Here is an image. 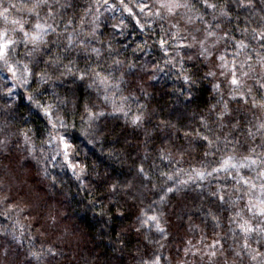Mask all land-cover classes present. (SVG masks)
Listing matches in <instances>:
<instances>
[{"label": "trees", "instance_id": "1", "mask_svg": "<svg viewBox=\"0 0 264 264\" xmlns=\"http://www.w3.org/2000/svg\"><path fill=\"white\" fill-rule=\"evenodd\" d=\"M190 1L196 10L204 7L201 0ZM211 2L217 4L213 13L227 39L226 50L237 51L236 61H256L262 67L257 53L264 57V42L257 33L264 30V0ZM118 8L116 1L68 0L36 58L59 56L62 65L73 62V72L89 66L111 72L110 82L120 89L108 91L109 102L114 99L120 107V97H130L124 111L113 106L96 118L99 132L93 143L82 138L89 128L84 106L97 112L100 103L108 102L102 90L89 87L90 78L61 76V66L50 72L53 79L47 84L32 77L15 96L0 89V264H143L157 256L160 264H179L200 245L213 242L229 255V244L237 240V212L248 189L241 177L248 179L249 171L239 176L213 169L228 157L241 161L264 153V130L257 132L264 110L252 107L253 97L264 96L257 82L264 80L252 82L251 95L246 90L235 98L208 74L213 72L204 60L180 59L162 24L146 26ZM236 41L248 47L237 49ZM44 68L41 62L34 71ZM36 100L55 104L53 109L65 118L70 128L66 136L83 173L62 163L51 144L48 116ZM225 104L228 112L220 117ZM136 116L142 117L138 125L132 123ZM253 148L254 154L249 151ZM199 173H205L203 178ZM168 187L174 191L166 192ZM23 215L35 236L20 231L17 223ZM153 215L163 233L152 221L141 225Z\"/></svg>", "mask_w": 264, "mask_h": 264}, {"label": "rangeland", "instance_id": "2", "mask_svg": "<svg viewBox=\"0 0 264 264\" xmlns=\"http://www.w3.org/2000/svg\"><path fill=\"white\" fill-rule=\"evenodd\" d=\"M68 0H46L45 3L40 4L39 7L35 8L33 11H29L32 8L35 0H0V30H7L8 36L15 40L16 43L13 45L14 51L10 53V62H14L16 60H21L24 63H29V66L32 67L31 61L36 59L39 55V52H33V45L30 42H26L23 33L19 31V25L13 24V20H18L24 24V30L28 31L31 35L34 31H39L34 29V25L36 23L48 24L51 25L52 28L47 31V34L54 30L55 20L57 18L60 10L63 9L64 5ZM112 1H116L119 5V8L124 10V13L127 16L132 17L133 19H139L146 26H151L156 23H160L163 25V29L165 35L167 36L168 44H171V48L175 50V53L179 55L180 59H186L187 57L191 58H200L208 63L210 69L213 72V76L219 79L221 85H225L229 88L230 93L236 97L241 96L240 93H244L252 84V82L256 79L263 81L264 80V67H258V63L255 61L250 64L251 69L248 67V63L241 58L236 61L238 54L236 52H228L226 50V37L224 36V32L220 26L217 27V18L214 19V11L213 9H207L205 7L193 8L191 12H188L186 9H179L176 15H170L166 12H162L163 18L160 16H156L155 13L158 5L156 4V0H125V3L132 8V14H129L128 11L124 9V7L120 4V0H108L107 4H111ZM191 2V1H190ZM148 4L149 8L145 9L144 12H141L137 4ZM13 5L15 7H13ZM7 8V13H4V9ZM118 8V9H119ZM207 12V14H206ZM36 13H39L37 16ZM51 13V15L49 14ZM7 16V20L4 19V16ZM192 17V21L189 22L188 16ZM99 16L97 15L95 21H98ZM97 22L93 24L94 28H97ZM215 32V35L212 37L206 36V29H209ZM12 29H16V31H12ZM46 34V35H47ZM44 35L42 40L45 38ZM195 35L197 40H203L204 44L201 46L199 43H196L192 40V36ZM187 45H192L188 47ZM207 49V51H204ZM39 51H40V43H39ZM32 53L31 56L28 53ZM204 54H201V53ZM234 53V54H230ZM223 56L224 60H221L220 57ZM224 65V66H222ZM233 65L236 66V74L243 81L242 85L237 88L236 86L231 84V70ZM240 65H244L243 68ZM248 72V76H240V72ZM223 73V74H222ZM19 75V73L17 74ZM30 82V81H29ZM16 86L13 87L14 81L12 80L11 73L7 71L6 66L0 62V89L3 93L8 95V88H12V94L10 96H15L19 91H23L29 85H21L18 82H15ZM236 89L233 92V89ZM120 89V88H118ZM115 89V91H118ZM97 88L95 89V91ZM245 95V94H244ZM114 97V96H112ZM70 101H74V97L70 98ZM113 104L108 103H100L97 108V113L99 112H110L113 109ZM54 113L58 112L64 123L66 124L65 118H63L62 114L57 109H52ZM49 121L51 120L53 123L56 122V116L52 115L48 116ZM91 132L92 135H85V132L82 133L83 141H85L88 145H90L97 135L98 125L97 119L94 122H91ZM50 128L52 129L51 123H49ZM67 125V124H66ZM88 129V128H87ZM70 128L67 125V128H60L57 124V130L53 131V136L63 135L65 136L67 142L70 144V148L68 149V156L64 155L63 146L58 143L56 139H52V146L55 148V151L58 155L62 156V163L72 171L77 172L78 174L81 172L82 166L76 160L74 151L75 146L66 136L69 132ZM99 132V131H98ZM231 163H246L244 160H231ZM71 165H76L75 169ZM260 170V161H257V165L251 168H236L233 169L231 167L228 168L227 171H232L233 173L241 176L242 173L249 171V185H247V194L245 197V202L243 207L241 208L240 215L238 216L237 225L235 227V233H237L238 237L235 240V243H230L232 249H230V254L227 255L226 252L220 250L219 242H213L211 246L200 245L192 255L187 257L185 260L181 261L179 264H194V263H202L205 261L207 264H257L256 261H252L247 254L248 250L241 251V246L244 243L245 234L238 227L239 224L243 223L245 220L249 221L252 225L257 223H264V217L254 216L253 213L248 212L245 205L248 203L249 196H252L253 193L259 194L260 192V184L264 183V178L258 175ZM225 171V170H222ZM248 176V175H247ZM245 176V178H247ZM255 183L257 187L255 189L251 188V184ZM256 203L255 199L252 201ZM25 217L24 215L18 218V227L20 231H25L24 233H30L32 229L27 223H24ZM11 237L13 236L10 233ZM35 236V232L32 234ZM259 240V243L257 241ZM248 242L251 244V248L257 249L259 251H264V234H260L259 236L256 234H252L248 237ZM215 252V255L212 253ZM240 252V256L237 257L235 253ZM192 256V258H191ZM195 257L196 259H194ZM232 257V258H231ZM200 261V262H199Z\"/></svg>", "mask_w": 264, "mask_h": 264}, {"label": "snow or ice", "instance_id": "3", "mask_svg": "<svg viewBox=\"0 0 264 264\" xmlns=\"http://www.w3.org/2000/svg\"><path fill=\"white\" fill-rule=\"evenodd\" d=\"M46 0H35V2L33 3V6L31 9H29V11H33L35 8L39 7L40 4L45 3ZM108 0H104V3L107 4ZM201 2L203 3L204 7L207 9H213L215 10L217 8V4L211 2V0H201ZM248 4H251V0H247ZM120 4L124 7V9L126 11L129 12V14H132V8H130L126 3L125 0H120ZM156 4L158 5V7L156 8L155 13H153L156 16H160L161 18H163L162 16V12H166L170 15H176L179 9H186L188 12H191V10L195 7L194 4H192L190 2V0H156ZM13 7H15L13 5ZM137 7H139L141 12H144L145 9L149 8L148 4H137ZM8 9L5 8L4 9V13H7ZM51 15V13H49ZM222 14L223 15H227L226 11L222 10ZM36 15L38 16L39 13H36ZM4 19L7 20V16H4ZM215 19V17H214ZM188 20L189 22L192 21V17L189 15L188 16ZM139 23V21H137ZM13 24H17L19 25V31L23 33V37L25 39L26 42H30L34 47H33V52H39V43L42 42V37L44 35L47 34V31L49 29L52 28L51 25L48 24H41V23H36L34 25V29L35 30H39V31H34L31 35L29 34L28 31L24 30V24L21 23L18 20H13L12 21ZM211 25L209 26V29H206V36L205 39H207L208 37H212L215 35V32L211 30ZM218 27V25H217ZM12 31H16V29H12ZM255 31V30H253ZM227 35V34H225ZM257 35L259 36V39L264 42V30L260 31L259 33H257ZM192 40L196 43H199L201 46H203L204 41L203 40H197V37L195 35L192 36ZM16 43L15 40L11 39L8 36V31L7 30H0V62H2L6 68L7 71L9 73H11V77L12 80L14 81L13 87L16 86L15 82H18L21 85H29V81L30 78L32 77H36L39 83L42 84H47L51 79H53V75H50V72H52L53 74L55 73V71H58L59 68L61 66H63V68L65 69L64 72H61L60 75H72L75 79H79L81 81L85 80L86 78H90L92 80V84L89 85V87H92L93 85H95L97 87L98 90H102L105 95L103 96V99L105 102H109L110 101V97L107 94L108 91L112 88H119L118 84L115 83H111L110 81H112L114 78L112 76V73H106V74H102V71H97L95 68H92L91 66H89L88 68L84 69V70H80L77 69L76 72H73V62L69 61L68 64H63L62 65V61L61 58L59 56H56L54 58H50L47 61H44L42 56L40 57V59H33L31 61L33 67L29 66V63H24L21 60H16L14 62H10V53L14 51L13 45ZM71 38H69V44H71ZM81 43H86V41H81ZM164 41H161V45H164ZM188 47H191L192 45H187ZM235 47L237 49H244L247 48L248 45H246L243 41H236L235 42ZM262 47H264V43H262ZM204 51H207V49H204ZM92 52L96 53L97 56H99L100 51L99 49L93 48ZM201 54H204L203 52ZM29 56L32 55V53H28ZM257 56L259 58V62L261 63V66L264 67V57H261L259 53H257ZM251 57H249L250 59ZM221 60H224V57L221 56L220 57ZM45 63L46 64V68L42 69L40 72H35L34 71V67L37 66L39 63ZM113 63L115 65H120L121 61L119 60H114ZM224 66V65H222ZM241 68L244 67V65H240ZM249 69H251V65H248ZM19 73V75H17ZM209 75H214L213 73L209 72ZM223 74V73H222ZM248 72H244L241 71L240 72V76H248ZM56 79H59V77H55ZM190 78L189 77H185V80L188 81ZM231 84L236 86L237 88H239L243 81L237 76L236 74V66L233 65L232 70H231ZM260 84L261 88H264V83H260L259 81H257ZM214 87H219V85H215ZM236 89H233V92H235ZM247 93L248 95H251L252 93V89L248 88L247 89ZM8 95L12 94V88H8ZM241 96L244 95V93H240ZM113 96H115V93H113ZM30 100H33L34 98L32 96H29ZM130 99V97L127 96H121L120 97V101H121V106L120 107H115V100H111V102L114 105V109L116 111H124V106L126 105V102ZM37 107L43 108L45 115L51 117L52 115L56 116V122L53 123L51 120L49 121V123H51L52 125V129L53 131L57 130V124L59 125L60 128H67V125L64 123V121L62 120V118L60 117L59 113L56 112L54 113L52 111L53 108L56 107L55 104H49V105H42L40 103L39 100L35 101ZM61 103L63 104L64 101H61ZM252 107L253 108H260L262 110H264V96H261V98L259 100H257L256 98L253 97L252 99ZM228 112V108L227 105L225 104V107L223 109V111H221L219 113L220 117H223L226 113ZM125 115H127V112L124 113ZM84 115L87 116L88 122H89V128L85 130V135H92L91 132V127L92 124L91 122L94 121L98 116H102L104 115L103 112H95L92 108H90L88 105L84 106ZM84 115L81 116V119H84ZM142 120L141 116H136L133 118L132 123L133 124H139ZM236 125H233V127H235ZM261 130H264V121H261L258 126H257V132H261ZM249 136H252V132L250 131ZM50 138L56 139L58 141V143L60 145L63 146L64 149V155L67 157L68 156V149L70 148V144L67 142L65 136L63 135H57L53 136V132L49 133ZM203 139L205 141L208 142L209 145L213 144V141L210 140L207 136H204ZM25 140H28V137L25 136ZM0 143H4L3 141H0ZM250 153H255V149H250L249 150ZM233 158L232 157H228L220 166L219 168H214L213 171L217 172L220 170H225L227 171L229 167L236 169V168H251L253 166L257 165V161H260V170L258 172V175L262 178H264V153L262 154H258V155H249V156H245L243 159L244 161H246V163H229ZM73 167V169H75L76 165H71ZM81 172H83V169H81ZM138 173L141 176L145 175V169L143 167H140L138 169ZM161 175H165L167 176L168 180H171L172 177L168 176L167 174L162 173ZM201 178H203V176L205 175V173H199L198 174ZM208 175H211V173H208ZM241 180L243 181L244 185H249V180L245 179L243 177H241ZM130 187V185H129ZM257 187V185L255 183L251 184V188L255 189ZM260 192L259 194H255L253 193L252 196H249L248 198V203L245 205V207L247 208L248 212L253 213L254 216H259V217H264V183L260 184ZM112 191L115 193L117 191V186L116 185H112ZM166 192H172L174 191L173 188L168 187L165 189ZM161 199H164V197H161ZM220 200H223V197H219ZM253 199H255L256 203H253ZM4 215H7V213H4ZM237 215H240L239 212H237ZM149 221H152L155 223L156 229L157 231L163 233V229L160 227L158 219L155 215L148 217L147 219H142L140 221L141 225H147L149 223ZM238 227L241 229V231L245 234V238H244V243L241 246V251H245L248 250L247 254L249 255L250 260L252 261H256L257 264H264V251H259L257 249H253L251 248V244L248 242V237L252 234H256V235H260V234H264V223H257L255 225H252L251 223H249V221L245 220L243 223L239 224ZM257 243H259V240L257 241ZM49 253H51V249L48 250ZM35 255V254H34ZM212 255H215V252L212 253ZM235 255L237 257L240 256V252L235 253ZM160 257L157 256L155 259L153 260H149V261H144L143 264H160Z\"/></svg>", "mask_w": 264, "mask_h": 264}]
</instances>
